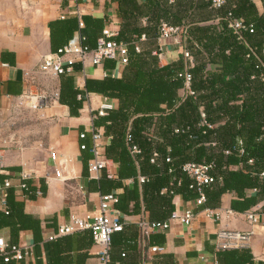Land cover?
<instances>
[{
    "label": "trees",
    "instance_id": "16d2710c",
    "mask_svg": "<svg viewBox=\"0 0 264 264\" xmlns=\"http://www.w3.org/2000/svg\"><path fill=\"white\" fill-rule=\"evenodd\" d=\"M199 1L194 6L204 9L206 15L188 17L183 22L178 15L185 1H180L174 12L175 0H145L147 22L136 28L128 24L130 19H136L135 4L117 0L121 26L112 39L124 43L127 52L120 77L86 78L80 90L72 83L73 76L81 70L80 64L73 63L69 72L57 76V102L67 107L70 117L78 116L87 93L116 100V109L95 115L92 120V126L101 128L102 135L109 137L104 158L117 165L116 178H109L102 169L97 180L90 182L97 185L99 195L122 189L115 194L114 210L121 215L146 213L149 224L161 223L170 216L173 196L180 195L186 201L199 197L193 180L181 170L185 163L211 166L208 173L214 180L199 188L203 198L199 209L217 208L221 195L226 193L233 195L229 209L239 213L264 199V0L259 15L250 10L249 0H227L217 8L211 7L209 0ZM121 3L123 9H119ZM132 12L135 15L131 16ZM234 19H239L244 28H227ZM160 22L177 30L176 43L191 57L189 67L185 68L182 59L158 64L153 52L157 49ZM101 27L102 23L87 16L52 20L48 23L49 52L56 53L73 33L81 46L93 49ZM101 65L109 69L113 61L104 60ZM184 71L190 76L192 95L184 92L179 96L182 78L177 74ZM128 147H134L137 153L131 154ZM153 153L156 157L150 163ZM86 160L84 156V175ZM138 177L143 181L138 182ZM124 180L130 184L124 186ZM23 197L14 195L10 186L5 188L0 226L10 227L8 244L15 246L18 231L30 230L35 251L40 241L37 223L22 215ZM120 232L109 236L105 264H112L110 250L115 244L114 235ZM57 238L60 237L49 241ZM147 246L139 244L141 253ZM121 251L120 258L124 255ZM215 256L220 264H252L251 255L242 248L219 250ZM50 262L57 264L58 260L51 258ZM11 263L12 260L3 262L0 256V264Z\"/></svg>",
    "mask_w": 264,
    "mask_h": 264
},
{
    "label": "crops",
    "instance_id": "0c3cea01",
    "mask_svg": "<svg viewBox=\"0 0 264 264\" xmlns=\"http://www.w3.org/2000/svg\"><path fill=\"white\" fill-rule=\"evenodd\" d=\"M131 1L137 7V14L136 19H130L128 24L143 27L147 22L148 5L145 0ZM173 1L168 0L169 3ZM180 1L186 2L178 15L183 22L188 17L206 15L204 9L198 10L194 6L197 0H175L174 12ZM249 3L252 5L250 10L261 14V0H249ZM120 8L123 9L122 3ZM117 11V0H0V182L6 179L14 195L24 196L21 213L37 223L40 239L34 251L31 231H18L14 243L30 253L11 264H51V258L57 259V264H97L99 248L92 245L88 232L61 236L53 242L49 238L57 225L66 222L70 215L92 214L97 208L99 192L97 185L90 181H96L98 174L94 177H88L87 171L82 174L83 157H87L86 170L90 155L87 150H78L77 134L91 128L101 131V128L92 126L96 112L107 106L116 109L117 102L96 93H87L78 116L70 117L67 107L57 102L58 77L41 72L38 65L50 53V21L59 16H87L102 23L101 28L105 26L116 34L121 26ZM72 39H77L75 33ZM155 44L158 49V42ZM181 50L175 39L164 41L160 46L158 64L178 61ZM122 68L113 62V67L104 69L102 65L92 66L86 60L80 72L72 78L73 87L81 90L86 78H119ZM181 94L179 90L178 95ZM81 142L90 145L87 134ZM106 161L103 171L115 179L117 165ZM21 176H27V191L18 187ZM122 184L129 185L130 181L124 180ZM36 190L41 192L40 196H35ZM109 192L119 194L122 189ZM232 199V194L221 195L219 206L211 209L220 218L212 221L203 217V209L198 208L200 204L175 195L171 200L172 211L181 213L190 208L193 219L188 227L173 221L163 233L139 229L137 223L146 217V213L144 216L139 212L120 215L123 225L121 232L114 235L115 244L110 250L112 264H220L215 256L217 251L240 248L249 252L252 264H264V221L253 225L246 220V212L231 211L229 202ZM261 202L249 210H254ZM4 208L0 194V214ZM218 232L237 233L247 238L236 246L218 247L217 242H235L217 239ZM0 237L6 243L11 242V230L7 224L0 226ZM143 242L145 245H161L164 250L160 254L141 253L139 244ZM119 249L124 254L122 258Z\"/></svg>",
    "mask_w": 264,
    "mask_h": 264
},
{
    "label": "built area",
    "instance_id": "2783aa9c",
    "mask_svg": "<svg viewBox=\"0 0 264 264\" xmlns=\"http://www.w3.org/2000/svg\"><path fill=\"white\" fill-rule=\"evenodd\" d=\"M226 1L227 0H209V3L211 7L217 8L223 5ZM228 16L229 13L226 14V17ZM64 17L65 16H59V19H63ZM226 27L232 30L244 28L239 19H234L231 23H227ZM249 32H251V30H249ZM114 35L115 34L111 33L108 28L104 26L101 30V36L96 40L95 47L90 50L80 45L78 37L77 39H71L66 43V45L58 49L56 53H49L44 56L38 65V69L45 74L57 77L58 75L69 72L73 63H78L80 64V67H82L86 60H88L92 66H100L104 60H111L115 63L116 67L121 68L126 64V45L122 42L114 41L112 39ZM177 35L178 33L176 29L163 22L159 23L156 37V42H158L159 48L153 52L158 60L161 58L160 46H162L163 42L171 39H175L176 42ZM134 50L138 51L137 46L134 47ZM181 59L185 62V68L191 65V57L184 49L181 50ZM177 77L182 78V94L186 92L188 95H192V92L189 90L190 76L184 71L182 75L177 74ZM77 99H79V96H77ZM106 110H109V106L99 109L96 112L97 116L104 115ZM200 118V124L202 125L204 122L202 121L203 115L201 113ZM86 134L89 137V146H86L84 142H81L85 139ZM77 139L80 141V143H78V150H87L90 155L86 164L87 175L88 177H94L98 171L104 169L107 165V161L103 155V149L107 145L109 137H104L99 129L91 128L87 131L78 133ZM128 141L129 138L126 137V142ZM128 149H130L131 154L137 153V150L134 147H128ZM155 157L156 154L153 153L149 162L152 163ZM51 158L53 159V157ZM165 160L168 161L167 159ZM210 169L211 166L209 164L185 163L181 166V170L189 178H191V180H193V183L197 188L199 197L193 202L200 205L203 198L200 194L199 188L213 182L214 180L213 176L208 173ZM26 180L27 176H21L18 187L22 191H27V185L24 183ZM142 181L143 177H138V182ZM8 186V181L6 179L2 180V183L0 184L2 202H4L5 188ZM34 194L35 196H40L41 192L36 190L34 191ZM115 203V194L108 193L99 195L97 208L92 214H85L84 216L70 215L66 222L57 225L53 236L49 238V240L79 231H88L92 245L99 248L97 253V264H105L108 261L107 251L109 236L113 232L121 231L123 225L120 218L121 214L113 208ZM3 212H5V208ZM193 215L192 209L186 208L181 213L172 212L166 220L158 224H149L147 223L146 218L143 217L138 221L137 226L144 232L154 230L163 233L169 229L170 224L173 221L182 226H190ZM202 215L204 218L212 221H217L220 218L219 215L211 209H203ZM246 220L253 225L259 221H264V199L254 210L246 211ZM246 238V235L237 233L218 232L217 239L234 240L235 242H217V246H236L239 245L241 241L246 240ZM144 244V242L141 243V246L143 247ZM144 250L150 254H160L163 252L164 248L161 245H149L145 247ZM145 251H143V253H145ZM29 253L28 249L22 250L15 245H10L4 242V240L0 237V256H2L3 262L10 260L18 262Z\"/></svg>",
    "mask_w": 264,
    "mask_h": 264
}]
</instances>
